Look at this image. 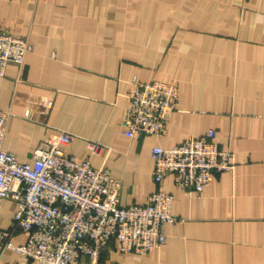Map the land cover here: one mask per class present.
I'll return each mask as SVG.
<instances>
[{"label":"crops","instance_id":"1","mask_svg":"<svg viewBox=\"0 0 264 264\" xmlns=\"http://www.w3.org/2000/svg\"><path fill=\"white\" fill-rule=\"evenodd\" d=\"M0 29L31 51L0 76L8 112L3 147L17 161L57 130L74 139L65 153L108 170L119 205L173 194L165 243L143 255L112 240L99 264H264V0H0ZM173 83L176 110L161 136L121 133L132 81ZM214 131L231 153V172L214 174L201 193L152 180L155 146L169 149ZM17 205L0 203V231ZM27 234L9 241L23 245ZM0 264H41L0 246ZM78 264H87L82 257Z\"/></svg>","mask_w":264,"mask_h":264},{"label":"built area","instance_id":"2","mask_svg":"<svg viewBox=\"0 0 264 264\" xmlns=\"http://www.w3.org/2000/svg\"><path fill=\"white\" fill-rule=\"evenodd\" d=\"M30 51L26 38L0 29V76L8 64L20 68ZM132 86L121 133L135 140L163 135L176 110L177 86L134 80ZM8 117L0 111V203L11 200L17 209L10 230L0 231L2 249L41 264H78L82 257L99 264L112 240L119 252L139 255L165 243L164 226L176 220L171 192L156 189L143 204L120 206L108 170L90 163L103 145L85 141L88 158L77 160L64 151L74 136L62 130L34 149L30 164L20 163L3 147ZM214 136L210 130L169 149L153 147V182L172 175L176 187L201 193L214 174L231 172L232 155L217 148ZM15 231L27 234L23 245L9 241Z\"/></svg>","mask_w":264,"mask_h":264}]
</instances>
